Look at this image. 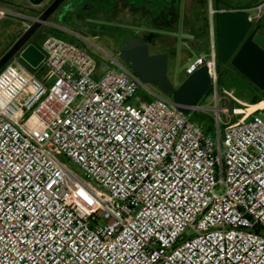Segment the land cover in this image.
I'll list each match as a JSON object with an SVG mask.
<instances>
[{
	"label": "built area",
	"instance_id": "2783aa9c",
	"mask_svg": "<svg viewBox=\"0 0 264 264\" xmlns=\"http://www.w3.org/2000/svg\"><path fill=\"white\" fill-rule=\"evenodd\" d=\"M216 47L185 69L213 96L188 114L54 35L43 76L0 70V264H264V107L219 91Z\"/></svg>",
	"mask_w": 264,
	"mask_h": 264
},
{
	"label": "rangeland",
	"instance_id": "374dc122",
	"mask_svg": "<svg viewBox=\"0 0 264 264\" xmlns=\"http://www.w3.org/2000/svg\"><path fill=\"white\" fill-rule=\"evenodd\" d=\"M30 1V0H28ZM27 0H0V7L4 6V8H0V13L4 14L7 12V16H3L0 14V58L8 52V49L10 50L11 45L14 43V41L19 37L20 34H18L19 30H26L30 25V22H19V18H22L24 20H27L22 15H29L32 17H39L38 14L31 13L27 7L31 6V4ZM162 0H124L123 3H121V6H118L115 8H111L113 5L112 1H107L105 6L110 7V11L107 12V10L103 11L106 16L110 14L113 16V21L120 23L121 25L114 27V28H98V31L101 35H104V38L98 40L93 38L92 36H88L89 42H91L95 46H99L104 48V52H97V54L91 53L90 51H87L91 53L92 55L97 57V60L106 68L111 67L110 61L113 59L115 61L122 62L118 55L110 51L107 47L108 45V39L112 36H121L119 35L121 32H126L125 28H130L139 26L141 23H145V11L141 9L142 7L151 6V4H157ZM183 5L178 4L177 7H174L175 1L172 2V13H176L173 16L172 19V26L173 34H170L169 32L164 31L163 29L167 27V24H165L164 19L162 18V15L157 18L156 21V33L159 36V45H157L156 49L161 50H168L170 53L174 54L177 53L179 56L176 59L169 58V69H168V75L170 79L173 81V83L178 85L182 80L187 78L185 69L186 67L194 61L201 53H203L205 50H200L199 47H201L200 43H197L195 37L193 38L190 35H196V34H203L201 39L204 40V44L211 43L212 38L214 36L215 42L217 43V30L215 28L214 34L211 31L210 28V6L213 7L214 10L216 8L214 7V1L213 0H207L208 3L205 6V8H202L201 2L198 6V10L200 13V20L195 23L194 20H191V24L188 25V22L190 21V18L188 17V14L186 11L189 12V9H187L185 5V0H183ZM252 0H220V5L222 7H245L247 5H251ZM51 2V0H46L43 4L39 6H34L36 10L40 11L44 10V8ZM70 0H67L65 2L68 3ZM25 8H22L19 10L18 5H24ZM118 5V3H117ZM63 6H61L62 8ZM6 10V11H5ZM177 11V12H176ZM251 16L253 18L260 15L262 12V15L264 14V0H259V3L256 4V6L251 7L248 9ZM19 14V15H17ZM103 15V14H101ZM100 14L96 12H92L93 17H100ZM261 15V16H262ZM84 17V16H83ZM88 17V16H87ZM85 18V17H84ZM205 18H208L206 20ZM54 19V18H51ZM29 21V20H28ZM20 25V27L17 28V25ZM208 24V29H207ZM93 27V26H92ZM96 27V26H94ZM135 33V32H134ZM18 34V35H17ZM17 35V36H15ZM23 35V34H22ZM42 36H33L29 43H34V41L41 39ZM199 38L201 36H198ZM18 38V39H19ZM17 39V40H18ZM78 43V42H77ZM198 44L200 45L198 47ZM160 46V48L158 47ZM175 48V50H173ZM217 48V47H216ZM218 54V49H217ZM15 58H17L18 63L25 67L27 70L36 73L40 76H43L45 73V70L42 66V64L38 68H32L29 66V64L21 58L20 54H17L11 61H14ZM123 63V62H122ZM124 65L129 66L128 64L124 63ZM149 87L153 90L158 91L159 89L153 85L149 84ZM223 90L229 91L232 95H234L241 103H239L240 107H246L247 106H254L261 102H264V96L263 91L260 90L257 86H255L251 81H249L245 76H243L240 72L236 71L234 68L229 66L228 64H221L220 66V79H219V91L222 92ZM142 93V91H141ZM165 95V94H164ZM167 96V95H166ZM259 99H262L257 104H251L252 102H255ZM213 96L210 91L207 92V94L203 97L202 101L200 102V105L212 108ZM252 108V107H251ZM214 113V112H213ZM260 117L264 119V111H260L258 113ZM242 118V115L237 116L235 119L238 120ZM192 120L199 125H201L204 129H209L210 127H214V121L212 119V114H207L203 112L196 111L192 114ZM68 165L74 169L79 174H83L82 170L78 165L73 163L72 161H68L67 159H64Z\"/></svg>",
	"mask_w": 264,
	"mask_h": 264
},
{
	"label": "water",
	"instance_id": "95a60500",
	"mask_svg": "<svg viewBox=\"0 0 264 264\" xmlns=\"http://www.w3.org/2000/svg\"><path fill=\"white\" fill-rule=\"evenodd\" d=\"M45 1L30 0L35 6ZM64 2L65 0H54L39 17L21 16L32 24L0 58V70L17 54H20L32 68H38L42 64L45 54L36 44L29 41L42 26L53 25L50 20ZM66 14L67 9L63 8L60 16ZM261 15L262 12L253 18L248 10H230L219 12L216 20L221 62L231 63L255 86L264 90V35L258 33L260 24L254 26ZM118 57L122 62L129 64L144 83L155 85L159 91L170 97L182 113H190L210 90L211 78L206 66L187 76L179 85H175L168 75L169 54L151 55L148 44L142 38H130L120 50Z\"/></svg>",
	"mask_w": 264,
	"mask_h": 264
},
{
	"label": "crops",
	"instance_id": "0c3cea01",
	"mask_svg": "<svg viewBox=\"0 0 264 264\" xmlns=\"http://www.w3.org/2000/svg\"><path fill=\"white\" fill-rule=\"evenodd\" d=\"M96 1L97 0H70V2L66 3L67 4L66 6L67 7L74 6L75 9L84 10L87 4L94 5ZM107 1L113 2L112 4L113 6L111 8H115V6L117 7L121 6L122 5L121 3L124 2V0H105V4L107 3ZM173 1L176 2L174 3L175 8L177 7L178 4L183 5V2H184L183 0H162L158 2L157 4L153 3L151 4V6L142 7L141 9L145 11L146 22L141 23L139 26H136V27L131 26L130 28H125V30L139 31V32H150L152 30V32H156L157 30L156 21L158 18L156 11L157 9L163 8L166 10L164 21H165V24H167V27L164 28L163 30L166 32H169L170 34H173V29L171 28L173 24L172 19H173V16L176 14V13H172V10H171ZM199 3L200 2L198 0H185V5L187 9H189V12L186 11V13L188 14V17L190 18L188 25L191 24L192 22L191 20H194L196 24L200 20L201 12L199 13V10L197 9L198 8L197 5H199V7L201 5ZM205 6L206 5H202V8H205ZM105 10L109 12L110 7L106 6ZM100 15L101 16L98 18L96 17L92 18L90 15L85 18H74L73 17V18L64 19V20L54 18L50 20L53 23V25H47L46 27L57 29L61 31L64 34V36H67L68 40L80 43V41L82 40L81 36H105V34L104 35L100 34V32L98 31V28L99 29L102 27L114 28V27L121 25L120 23L114 22L113 16H111L110 14L106 16L105 13L101 11ZM190 36H192L193 38L195 37L196 41H198L197 43H200L201 47H199L200 45L198 44V47L200 48V50H203V49L205 50V44L203 43L204 40L201 39L202 36H204L203 34L199 33V34L190 35ZM198 36H201V37L199 38ZM173 50H175V48H173ZM171 56L177 60L179 55L177 53H174ZM100 65L101 67H105L101 63Z\"/></svg>",
	"mask_w": 264,
	"mask_h": 264
},
{
	"label": "flooded vegetation",
	"instance_id": "af4514ba",
	"mask_svg": "<svg viewBox=\"0 0 264 264\" xmlns=\"http://www.w3.org/2000/svg\"><path fill=\"white\" fill-rule=\"evenodd\" d=\"M53 1L54 0H51V2L44 8V10L40 11V14H39V11L35 9V7H34L35 5H33L30 1H28V2L31 4V6H29L27 8L29 10H31L30 11L31 13L38 14V16H40L41 13L43 11H45L53 3ZM66 1L67 0H65V2ZM65 2L61 5L63 7L61 8V6H60L59 9L57 10V12L52 16V18L62 19V20L69 19V18H73V17L74 18H84V17H87L89 15H92V12L94 13V12L97 11V13L100 14L101 11L103 12L106 9L105 0H97L94 5H91V4L88 5L87 4L85 6V9L84 10H82V9H79V10L78 9H75L74 6H68L67 7L66 6L67 4H65ZM18 7L19 8H25L26 6L24 4V5H18ZM0 8H4V6H2ZM63 8H66L67 9V14L65 16H60L61 10H63ZM220 11H230V10L229 9H222ZM156 12H157V17L161 16V14L165 16L166 10L163 9V8H161V9H157ZM164 16H162L163 19H164ZM257 24H260L261 25V28L258 31V33H260L261 35H264V22L263 23L262 22L261 23L255 22L254 23V26H256ZM150 34H157V33L156 32H152V30L150 32H139V31H130V30H127L126 32H121L120 33V35H122V36H112V37H110V39H108V45H107V47H108V49L110 51H112L113 53H115L116 55H118L119 52H120V50L125 46L126 42L130 38H132V37L142 38V39L145 40V43L148 44L149 51H150V54L151 55L159 54V53H168L169 54V58H172V56H171L172 54L168 50L156 49L157 48V45H159V40H158L159 39L158 38L159 36H157L156 38L153 39V36H149ZM92 37L95 38V39H98V40L104 38V36H92ZM81 39L82 40L80 41L79 44H81L85 49H87L91 53L97 54V52H104V50H105L104 48L99 47V46H95L91 42H89L88 36H81ZM158 47L160 48V46H158ZM228 65L231 66L232 68H234L231 65V63H228ZM178 85H179V83H178Z\"/></svg>",
	"mask_w": 264,
	"mask_h": 264
},
{
	"label": "trees",
	"instance_id": "16d2710c",
	"mask_svg": "<svg viewBox=\"0 0 264 264\" xmlns=\"http://www.w3.org/2000/svg\"><path fill=\"white\" fill-rule=\"evenodd\" d=\"M199 2H201L202 5H207L208 1L207 0H198ZM214 1V7L217 9V10H222V9H229V10H248L249 8L251 7H254L256 6L257 3H259V0H252V4L251 5H247L245 7H239V8H235V7H222L220 5V0H213ZM22 8H19V10H21ZM1 11V9H0ZM6 11V10H5ZM1 15L3 16H7V12L2 14L0 13ZM19 22H30L28 20H24L22 18H19ZM206 20H208V18H205ZM258 23H263L264 22V14L260 17V19L257 21ZM215 24H216V30H217V49H218V54H217V59H218V68H219V73H220V66L222 64L221 62V59H220V44H219V32H218V25H217V20H215ZM21 24L17 25V28L20 27ZM207 29H208V24H207ZM1 31V30H0ZM25 30H19L18 34H20V36H22V34L24 33ZM17 34V35H18ZM15 35V36H17ZM50 35H54V36H57V37H61V38H64V39H68L67 36H64V34L57 30V29H54V28H48L46 26H42L33 36H42L41 39H38L36 41H34V44H36L39 48L41 47V43L43 41V39L47 36H50ZM158 34H150L149 36H153V39L157 37ZM19 38V37H18ZM17 38V39H18ZM17 39L14 41V43L17 41ZM14 43L11 45V47L14 45ZM10 47V48H11ZM9 50V49H8ZM205 51H209V43H205ZM211 93H212V90L210 89L209 90ZM263 96H264V91H263ZM262 99H259L255 102H252L251 104H257L258 102H260ZM235 107L238 106L239 104H234ZM264 107V102H261L259 104L256 105V108H263ZM206 133H211L213 131V127H210L209 129H204Z\"/></svg>",
	"mask_w": 264,
	"mask_h": 264
},
{
	"label": "bare ground",
	"instance_id": "6f19581e",
	"mask_svg": "<svg viewBox=\"0 0 264 264\" xmlns=\"http://www.w3.org/2000/svg\"><path fill=\"white\" fill-rule=\"evenodd\" d=\"M256 108V105L252 106L251 110H254Z\"/></svg>",
	"mask_w": 264,
	"mask_h": 264
}]
</instances>
